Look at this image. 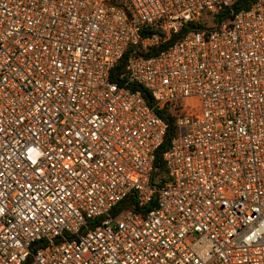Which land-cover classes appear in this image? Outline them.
<instances>
[{"label": "built area", "instance_id": "1", "mask_svg": "<svg viewBox=\"0 0 264 264\" xmlns=\"http://www.w3.org/2000/svg\"><path fill=\"white\" fill-rule=\"evenodd\" d=\"M234 2L0 0V264H264V0Z\"/></svg>", "mask_w": 264, "mask_h": 264}, {"label": "trees", "instance_id": "2", "mask_svg": "<svg viewBox=\"0 0 264 264\" xmlns=\"http://www.w3.org/2000/svg\"><path fill=\"white\" fill-rule=\"evenodd\" d=\"M255 0H235V2L232 5V9L234 10V12L240 11L242 9H248L252 6L253 2ZM225 15L231 16V10H227L224 12ZM195 24H189L188 27H184V29L181 31V33L177 36L174 37L173 41L177 38H180L183 36V33L190 27H192ZM149 33H151V31L148 30V28H145L142 31V37H146ZM154 53H148L147 55H153ZM129 57V52L126 54L124 60L122 61V63L120 64L119 67H121V65H123V63H125L127 61ZM118 67V68H119ZM159 115H161V117H163V119H165V121L168 123V132L167 135L165 137V142L162 145V147L160 148V150L157 153V160H156V170L153 174V179H152V184L153 185H157V186H161L163 184H165L168 180V170L166 168L165 165V161L163 158V154L164 152L168 149L169 147V143L172 140L173 136L176 133V124H175V113L174 111H172L169 106H166L165 108H163L162 110H159ZM135 196L131 195V197L127 200H125V202H123V204L121 205L122 208H127V207H131L133 208V204L135 201ZM132 205V206H131ZM134 209V208H133ZM28 264H31L28 263Z\"/></svg>", "mask_w": 264, "mask_h": 264}, {"label": "rangeland", "instance_id": "3", "mask_svg": "<svg viewBox=\"0 0 264 264\" xmlns=\"http://www.w3.org/2000/svg\"><path fill=\"white\" fill-rule=\"evenodd\" d=\"M205 17H207V14L205 15ZM187 105H189V104H191V105H197V102L196 101H188L187 100V103H186ZM198 110V109H197ZM197 110H195V111H197Z\"/></svg>", "mask_w": 264, "mask_h": 264}]
</instances>
